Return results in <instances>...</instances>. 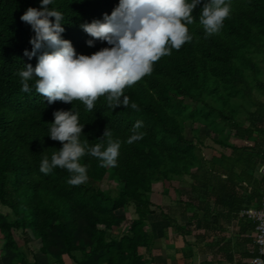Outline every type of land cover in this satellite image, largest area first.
Here are the masks:
<instances>
[{
    "label": "trees",
    "instance_id": "obj_1",
    "mask_svg": "<svg viewBox=\"0 0 264 264\" xmlns=\"http://www.w3.org/2000/svg\"><path fill=\"white\" fill-rule=\"evenodd\" d=\"M205 2L193 10L194 23L188 25L192 40L124 89L129 107L112 109L100 97L87 111L79 100L49 105L34 87L21 91L19 71L28 63L35 66L37 60L24 55L25 49L31 51L35 33L20 17L41 4L0 0V206L8 210H0V258L8 264H30L15 237L20 232L25 245L37 242L41 255L59 263L69 256L76 264H146L139 252L150 243L145 227L161 209L152 202L153 186L159 181L183 182L185 176L190 177L189 189L178 193L184 197L179 203L192 212L189 220L203 214L205 222L232 220L241 232L255 233V224L241 211L260 208L264 198V176L258 173L264 163V101L255 96L256 89L264 93V0H230V15L220 32L207 38L199 23ZM118 3L55 0L49 7L65 16L62 37L78 53L91 55L109 45L97 40L89 47L86 42L92 37L80 25L103 19ZM70 109L84 125L82 144L106 147L111 140L121 145L116 167H100L95 157H82L88 181L78 186L67 183L70 174L65 169L40 172L41 160L62 147L48 136L53 112ZM137 122L139 129L134 128ZM188 124L193 126V139L186 137ZM199 128L230 152L205 160ZM106 129L111 136L104 137ZM228 130L247 144L230 142ZM134 133L141 139L127 143ZM108 173L122 185L116 195L101 189ZM129 205L137 218L126 234L109 237L108 232L125 220L117 211ZM253 252L246 253L250 261Z\"/></svg>",
    "mask_w": 264,
    "mask_h": 264
},
{
    "label": "clouds",
    "instance_id": "obj_2",
    "mask_svg": "<svg viewBox=\"0 0 264 264\" xmlns=\"http://www.w3.org/2000/svg\"><path fill=\"white\" fill-rule=\"evenodd\" d=\"M54 3L55 0H40L39 8L29 7L20 17L35 33L30 39L32 49H25L24 55L37 60L35 66L28 63L19 71L21 91L28 93L34 87L49 105L79 100L87 111H92L100 97H105L112 109L129 107L124 89L150 75L155 62L192 40L188 25L194 23L192 13L201 0H119L111 14L80 25L92 37L86 42L89 47L97 40L109 45L91 55L78 53L71 41L62 37L65 16L49 7ZM230 11V0H206L199 18L206 38L220 32ZM130 106L138 107L135 103ZM53 116L48 136L61 142L62 147L41 160L40 172L65 169L70 174L67 183L78 186L88 181L87 167L80 163L86 154L95 157L100 167L117 166L119 141L109 140L106 147H89L80 141L84 125L79 123L78 113L56 110ZM141 126L137 122L134 128ZM109 136L106 129L104 137ZM138 139L141 136L134 133L127 143Z\"/></svg>",
    "mask_w": 264,
    "mask_h": 264
},
{
    "label": "crops",
    "instance_id": "obj_3",
    "mask_svg": "<svg viewBox=\"0 0 264 264\" xmlns=\"http://www.w3.org/2000/svg\"><path fill=\"white\" fill-rule=\"evenodd\" d=\"M158 193L153 187L152 202L161 208L162 203L155 201L156 197L159 198L156 195ZM183 198H178L177 203H171L167 208L158 209L149 218L145 229L149 233L150 243L139 249L146 264L250 263V259L245 256L248 250L250 252L255 249L254 231L241 232L238 222L225 221L218 217L217 220L205 222L202 220L203 214L197 220H189L192 212L185 210L183 204L179 203ZM162 211H168L174 221L159 217L158 213ZM21 248L30 264H76L69 256H64L59 263L53 258L41 255L37 242L27 245L24 243ZM0 264H8V260L1 257Z\"/></svg>",
    "mask_w": 264,
    "mask_h": 264
},
{
    "label": "rangeland",
    "instance_id": "obj_4",
    "mask_svg": "<svg viewBox=\"0 0 264 264\" xmlns=\"http://www.w3.org/2000/svg\"><path fill=\"white\" fill-rule=\"evenodd\" d=\"M261 69L263 71V75H262L261 79L264 81V63L261 65ZM255 96L257 98H259L260 100L264 101V93L262 91H259L256 89L255 90ZM185 134H186V137L188 139H193V126L191 124H188L185 126ZM227 134L230 135L229 136L230 142H233V143H235L237 145H241V146H243L244 144H247V142L240 141V140L238 141L237 139H235L229 130L227 131ZM198 136L202 139V145L203 146L201 148V150H202L201 156H203V158H205V160L210 159L214 155H220L224 151L227 153L230 152L229 149H224L221 146L215 144L212 141L211 137L209 136V133L207 130H203L202 128L201 129L199 128ZM258 173H259V171H258ZM189 182H190L189 176H185V179L183 180V182L182 181H179V182L178 181H173V182L159 181V182H156L153 187L156 189L157 192H159L158 194H156L157 196L159 195V198L156 197L155 201H159L162 203L161 208H167V205H169L171 203L175 204L177 199L180 198L178 190L182 189L184 191H187L189 189ZM121 188H122V185L113 179L111 173H108V175H106V177L104 178V180L101 183V189L104 192L111 194V195H116L117 192L119 190H121ZM263 189H264V187H263ZM165 191H166V193H165ZM151 199H152V196H151ZM153 200H154V197H153ZM183 200H184V198H183ZM0 210L4 213H6L8 211L6 208H4L2 206H0ZM162 213H163V211H162ZM162 213H158L160 215L159 217L165 218L164 215H161ZM117 214L120 216H123L125 218V220L122 222L120 228L117 229L115 232H108L109 237L114 236V235L115 236H121L123 234H126L128 229H129L130 222L137 218V215L135 213V208L133 205H129L125 209L118 210ZM163 214H166L169 216L168 211H165ZM168 218H166V219H168ZM170 218H173V217H170ZM15 237H16V240L18 241V243L20 244V246L23 247V244H24L23 235L20 232H16Z\"/></svg>",
    "mask_w": 264,
    "mask_h": 264
},
{
    "label": "built area",
    "instance_id": "obj_5",
    "mask_svg": "<svg viewBox=\"0 0 264 264\" xmlns=\"http://www.w3.org/2000/svg\"><path fill=\"white\" fill-rule=\"evenodd\" d=\"M264 176V163L258 169ZM241 216L247 217L255 224L253 258L250 264H264V198L260 208H248L241 211Z\"/></svg>",
    "mask_w": 264,
    "mask_h": 264
}]
</instances>
